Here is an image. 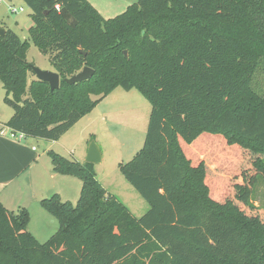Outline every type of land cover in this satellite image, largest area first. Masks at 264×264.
I'll return each instance as SVG.
<instances>
[{
    "label": "trees",
    "instance_id": "obj_1",
    "mask_svg": "<svg viewBox=\"0 0 264 264\" xmlns=\"http://www.w3.org/2000/svg\"><path fill=\"white\" fill-rule=\"evenodd\" d=\"M23 1L60 87L30 81V43L6 29L7 126L59 140L117 87L136 88L152 111L142 149L120 169L150 209L136 217L92 163L49 151L55 172L82 180L80 198L41 200L59 222L45 242L26 208L0 201V264H264V209L250 203L264 174V95L253 87L264 76V0H135L112 19L88 0ZM86 66L90 79L66 81Z\"/></svg>",
    "mask_w": 264,
    "mask_h": 264
},
{
    "label": "rangeland",
    "instance_id": "obj_2",
    "mask_svg": "<svg viewBox=\"0 0 264 264\" xmlns=\"http://www.w3.org/2000/svg\"><path fill=\"white\" fill-rule=\"evenodd\" d=\"M88 1L105 19L117 17L124 13L130 4L135 2V0ZM11 7L18 10L23 7L24 11L15 13L11 11ZM31 14L32 10L23 0H0V27L12 29L22 40H27L30 43L27 53L29 62L41 69L51 70L53 65L49 56L43 54L30 39L29 29L34 24ZM29 78L31 81L37 77L33 72H30ZM253 87L258 93L264 95V76L261 73H257ZM5 97L6 90L0 80L1 117L14 111L5 101ZM92 97L93 99L99 98V96ZM151 111L152 105L136 88L126 90L119 86L111 94L99 100L92 112L79 120L61 136L60 140L53 142V140L38 138L40 141L35 142L36 147L41 151L44 149L42 142L45 144L48 140L50 143L55 144L52 149L57 153L68 159H76L81 163H87L89 147L92 141H95L102 153L101 162L92 163V168L95 170L98 180L110 195L117 197L136 217H141L150 209V205L125 178L121 172L120 164L132 160L142 149ZM90 117L93 118V122L87 125L90 122L88 119ZM80 130L82 133H79ZM27 137L28 139L35 138L32 136ZM212 158L215 160L214 154H212ZM37 182L41 184L46 182L47 192L43 194L46 195L45 198H51L58 194L62 202H71L73 205L77 204L83 187L82 180L75 176L58 177L55 181L48 178L45 181V178H42ZM35 187L38 191L40 186L37 184ZM12 196L10 203L6 199H2L9 207H13L10 208V211L18 213L22 208L27 209L29 190L21 195L22 197L14 194ZM250 203L256 208L264 209V174L257 179ZM38 218L39 215H36V220ZM38 222L41 223L42 221Z\"/></svg>",
    "mask_w": 264,
    "mask_h": 264
},
{
    "label": "crops",
    "instance_id": "obj_3",
    "mask_svg": "<svg viewBox=\"0 0 264 264\" xmlns=\"http://www.w3.org/2000/svg\"><path fill=\"white\" fill-rule=\"evenodd\" d=\"M51 70L55 71L54 67ZM13 114L14 111L6 113L4 117L0 115V130L4 125L7 126ZM88 119L90 122L86 124L90 125L93 118ZM79 133L82 131L80 130ZM36 141L40 140L38 138L28 139L27 136L24 139H14L7 134L0 133V201L10 210L13 207H9L2 199L10 203L13 194L22 197L21 195L29 190L27 209L30 213V220L27 228L38 241L45 242L56 232L59 222L54 215L43 208L41 200L46 196L43 194L47 192V184L46 182L45 184L38 183L37 180L45 178L46 181L48 178L55 181L58 177L70 175L55 172L53 164L51 165L52 159L48 152L54 151L53 142L56 140L51 143L46 140L45 144L42 142L44 149L41 151L36 147ZM37 184L40 186L38 191L35 189ZM36 215H39L40 219L36 220Z\"/></svg>",
    "mask_w": 264,
    "mask_h": 264
},
{
    "label": "water",
    "instance_id": "obj_4",
    "mask_svg": "<svg viewBox=\"0 0 264 264\" xmlns=\"http://www.w3.org/2000/svg\"><path fill=\"white\" fill-rule=\"evenodd\" d=\"M5 33H6V29L3 27H0V36H4ZM83 53L86 54V52H83ZM124 53H125V56L128 57V51L125 50ZM33 70L35 72L36 77L39 80L46 81L50 84L52 91L60 87V74L58 72L52 71V70H44L35 65L33 66ZM94 73H95L94 69H92L89 66H86L78 73L67 78L66 81L69 84H75L78 82L86 81L90 79L94 75ZM86 160L87 162H90V163H98V162H101L102 160V153H101L100 147L95 141H92L89 147Z\"/></svg>",
    "mask_w": 264,
    "mask_h": 264
},
{
    "label": "built area",
    "instance_id": "obj_5",
    "mask_svg": "<svg viewBox=\"0 0 264 264\" xmlns=\"http://www.w3.org/2000/svg\"><path fill=\"white\" fill-rule=\"evenodd\" d=\"M57 9H60V5L56 6ZM11 11L12 12H18V11H24V8L21 7L19 10L15 7H11ZM1 134H7L8 136L14 138V139H24L26 137V135L23 132L14 130L13 128L9 127V126H3L0 130Z\"/></svg>",
    "mask_w": 264,
    "mask_h": 264
}]
</instances>
